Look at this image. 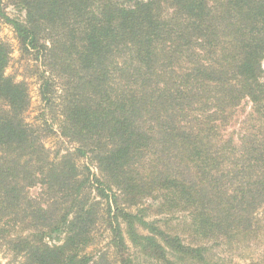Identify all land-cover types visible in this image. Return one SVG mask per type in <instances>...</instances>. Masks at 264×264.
Wrapping results in <instances>:
<instances>
[{
  "label": "trees",
  "instance_id": "trees-1",
  "mask_svg": "<svg viewBox=\"0 0 264 264\" xmlns=\"http://www.w3.org/2000/svg\"><path fill=\"white\" fill-rule=\"evenodd\" d=\"M10 1L0 22L74 148L50 158L0 40V264H214L207 244L255 232L264 0ZM177 213L189 242L169 228Z\"/></svg>",
  "mask_w": 264,
  "mask_h": 264
},
{
  "label": "rangeland",
  "instance_id": "rangeland-1",
  "mask_svg": "<svg viewBox=\"0 0 264 264\" xmlns=\"http://www.w3.org/2000/svg\"><path fill=\"white\" fill-rule=\"evenodd\" d=\"M6 3L10 0H4ZM7 11L11 16H17V12L12 9L10 5H7ZM0 40L7 44L10 50V60L5 69V74L12 77L16 82H24L28 89L29 106L24 113V120L29 124L40 125L43 129H51V133L44 138V146L50 154V158L55 157L56 153L59 155L64 154L65 151L74 148V145L60 137L59 135V119L47 114L43 115V105L39 96V79L37 76V65L35 61L28 60L27 56L22 55L19 50L18 42L15 38L13 30L8 25L0 22ZM264 66V62H263ZM249 106H244V112L248 111ZM46 121L47 123H44ZM79 167L90 166L91 171H95L94 166L90 165L85 159H78ZM40 188L35 187L30 189L32 196H37ZM150 205V212H153L156 203H152L151 200H144L141 207ZM184 215L177 213L174 219L170 222V229L179 233L181 236H186V242H189L186 226L183 225L182 219ZM253 230L249 236L241 238L240 236H233L231 239H222L218 242H212L207 244V254L214 264H264V208L259 209L253 215ZM181 223L180 225H177ZM98 233L95 235L98 239L94 245L85 249V252L96 257L98 250H107L106 242L108 237V231H106L105 224L102 223L98 227ZM252 230V231H253ZM110 261H113L111 255ZM136 264H150L140 257L136 258ZM2 260V259H1ZM6 261L3 260V264ZM187 264V263H185Z\"/></svg>",
  "mask_w": 264,
  "mask_h": 264
}]
</instances>
